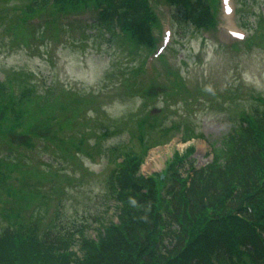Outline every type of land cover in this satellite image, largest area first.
<instances>
[{
    "label": "rangeland",
    "instance_id": "1",
    "mask_svg": "<svg viewBox=\"0 0 264 264\" xmlns=\"http://www.w3.org/2000/svg\"><path fill=\"white\" fill-rule=\"evenodd\" d=\"M30 1L0 0V80L15 92L37 86L25 105L28 123L12 136L9 124L0 130V234L22 221L43 236L85 226L96 237L102 222L117 220L109 148L141 152V173L166 170L167 178L175 152L195 146L193 163H207L243 111L264 107V0H221L216 27L187 33L159 4L157 48L165 47L168 29L173 34L157 52L163 55L147 61L150 48L110 40L82 14L51 9L19 20ZM234 28L252 41H233ZM41 105L45 112L37 113Z\"/></svg>",
    "mask_w": 264,
    "mask_h": 264
},
{
    "label": "trees",
    "instance_id": "2",
    "mask_svg": "<svg viewBox=\"0 0 264 264\" xmlns=\"http://www.w3.org/2000/svg\"><path fill=\"white\" fill-rule=\"evenodd\" d=\"M219 2L31 0L21 11L27 16L51 9L87 13L92 18L86 24L101 35L107 33L108 39L117 36L134 48L155 49L157 5L176 7L174 23L187 33L191 27L198 31L216 27ZM24 19L19 18L26 23ZM141 67L142 63L137 71ZM22 87L15 92L0 80V130L9 124L6 129L16 132L28 123L23 119L31 110L25 105L34 100L37 86ZM45 109L41 105L37 113ZM240 116L228 135L213 144L211 162L195 167L189 158L195 146L190 145L184 155L175 154L163 179L161 173H141V152L109 148L116 166L107 183L118 220L102 222L96 238L86 234L85 226L41 236L36 226L14 221L0 234V264H264V107L252 106ZM31 125L36 127L35 122ZM121 154L124 158L117 160ZM77 235L80 252L72 249Z\"/></svg>",
    "mask_w": 264,
    "mask_h": 264
}]
</instances>
